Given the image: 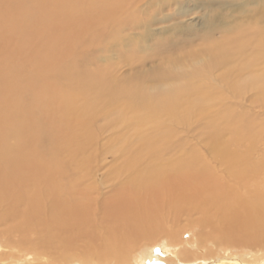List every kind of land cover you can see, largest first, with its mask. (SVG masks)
<instances>
[{
    "label": "bare ground",
    "instance_id": "1",
    "mask_svg": "<svg viewBox=\"0 0 264 264\" xmlns=\"http://www.w3.org/2000/svg\"><path fill=\"white\" fill-rule=\"evenodd\" d=\"M173 4L0 0V264H264V0Z\"/></svg>",
    "mask_w": 264,
    "mask_h": 264
},
{
    "label": "rangeland",
    "instance_id": "2",
    "mask_svg": "<svg viewBox=\"0 0 264 264\" xmlns=\"http://www.w3.org/2000/svg\"><path fill=\"white\" fill-rule=\"evenodd\" d=\"M178 1H179V4L177 6H175L176 4H173L172 6L168 7V9H166L163 12H164V14H168V15L173 17L176 14L175 10L180 6V8L185 11V15L180 16V17H178V15H176L177 18L174 17L176 20L175 19L172 20L171 18H169L170 20H166L163 24L158 23V24L151 25L149 27L150 32L148 31V38H146V40H145L146 41L145 45H148L149 47H151V45H153L155 42L166 38L167 37L166 35L169 34L170 31L168 29L162 30L161 27L172 28V24L174 22H176L180 25L183 24V26L188 25V26L192 27L195 33H198L201 28H204L205 18L210 13L208 7H206V4H208V2H211V0H178ZM218 8H219V6H218ZM219 10H220V8H219ZM225 11H227V10H225ZM142 32L143 31L140 30V32H136V33L140 34ZM181 33H182V35L188 34V32L185 30H182ZM85 38H86L85 35L82 34L81 36L78 37V39L70 42V46L72 48L76 49L75 52L78 51L80 53V48H77L76 46H78L77 43L81 45L82 41L85 40ZM199 47H201V44L194 42L189 49H192L194 51H198L196 48H199ZM92 49L94 52H97V54L101 57H105L107 55H111V56L113 55L116 57L118 56V54L116 55L115 54L116 52H114V50H112V49H111V51L110 50H98L95 47L94 48L92 47ZM155 65L156 64H149L146 66L145 69H150L151 67H153ZM95 67H96V65L94 64V66L90 65L87 69L88 70L91 68L95 69ZM126 69H127V67H122L119 69L120 71L118 70L117 72H119L118 74H124L127 72ZM110 156H111V154H108V157H107L108 160H112V158ZM186 236L188 237V235H186ZM210 239L215 242L217 238H216V236H211ZM263 246L264 245H262L261 247H263Z\"/></svg>",
    "mask_w": 264,
    "mask_h": 264
}]
</instances>
